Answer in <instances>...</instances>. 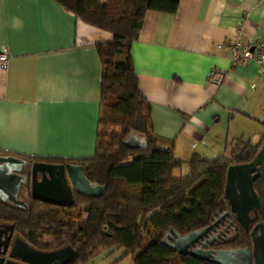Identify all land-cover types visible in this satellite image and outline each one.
I'll use <instances>...</instances> for the list:
<instances>
[{
    "label": "crops",
    "instance_id": "0c3cea01",
    "mask_svg": "<svg viewBox=\"0 0 264 264\" xmlns=\"http://www.w3.org/2000/svg\"><path fill=\"white\" fill-rule=\"evenodd\" d=\"M111 39L52 0H0V50L10 52L0 67V155H93L96 44ZM234 39L264 41V0H179L174 14H144L130 55L152 131L173 141L176 160L218 158L264 135V67L234 65L216 47ZM212 68L224 74L219 86L208 81Z\"/></svg>",
    "mask_w": 264,
    "mask_h": 264
},
{
    "label": "trees",
    "instance_id": "16d2710c",
    "mask_svg": "<svg viewBox=\"0 0 264 264\" xmlns=\"http://www.w3.org/2000/svg\"><path fill=\"white\" fill-rule=\"evenodd\" d=\"M84 23L112 35L96 44L101 63L94 152L83 159L20 158L32 162L80 165L85 178L105 188L98 198L73 193L69 207L30 199L27 210L0 201V224L10 225L34 249L68 246V264H84L99 248L123 249L133 264H213L162 244L171 231L185 235L204 229L225 204L227 168L250 162L264 143L237 141L226 155H192L176 160L173 141L156 135L150 104L138 88L130 47L138 38L144 14H174L179 0H52ZM132 137L131 147L124 142ZM185 167L184 176L173 177ZM264 219V165L252 183ZM47 237L49 240H45ZM242 231L230 247L248 246Z\"/></svg>",
    "mask_w": 264,
    "mask_h": 264
},
{
    "label": "water",
    "instance_id": "95a60500",
    "mask_svg": "<svg viewBox=\"0 0 264 264\" xmlns=\"http://www.w3.org/2000/svg\"><path fill=\"white\" fill-rule=\"evenodd\" d=\"M132 143L134 140L129 137L124 142V146L131 147ZM263 165L264 143L250 162L227 168L224 197L231 206V212L235 213L230 195L237 194L236 179L238 177L243 179L245 175L249 176L247 184L249 195L254 197L258 207V199L252 183L259 176ZM73 193L87 198H98L105 193V188L91 184L85 178L80 165L32 162L0 155V201L23 210H27L30 199L54 206L69 207L73 204ZM225 215L229 213L221 214L216 222L204 229L182 236L171 231L167 234L168 239L162 244L178 255H188L214 264H264V222L262 221L251 228L248 247L214 252L213 256H209V253L200 247L194 248L198 242L201 246H205L206 243L216 240L214 236L207 238V233ZM10 240L11 234H8L0 245V264H68L76 253L68 246L54 251H40L30 247L19 237ZM16 260L18 263L13 262Z\"/></svg>",
    "mask_w": 264,
    "mask_h": 264
},
{
    "label": "flooded vegetation",
    "instance_id": "af4514ba",
    "mask_svg": "<svg viewBox=\"0 0 264 264\" xmlns=\"http://www.w3.org/2000/svg\"><path fill=\"white\" fill-rule=\"evenodd\" d=\"M248 180H249L248 175H245L243 179H240V177L236 179L238 183L237 194L234 196L230 195L233 201L232 206L235 213L231 212V206L226 200L225 204L222 206V209L220 210V213L217 214L216 218H214V220L210 223L211 225L214 222H216V220L219 218L221 214L225 212L229 213V215H225V217L222 218V220H220L219 222H217V224L214 225V227L210 230V232L207 233L206 236L207 238L214 236L216 240L212 241L211 243H206L205 246H201V243L198 242L194 246V248L200 247L203 250L207 251L209 253L208 254L209 256H213L214 252L225 251L230 249L231 250L239 249L250 246L249 244L248 246H244V247H230L236 241V239L239 237L242 231L248 233L249 236L251 228L256 223L261 221L264 222V219H261L259 215V208L256 206L254 197L252 195H249L247 189ZM246 225L247 227H245ZM8 234H11L10 241H12L14 237H19L21 240L25 242L24 238L18 232H16L12 226L0 224V245L3 244L4 238L5 237L7 238ZM166 239H168V237H166ZM249 242H250V238H249ZM63 247L65 246L48 249V250H40V249L37 250L54 251L61 249ZM16 261L13 262L18 263V260ZM206 262L212 263L211 261H206Z\"/></svg>",
    "mask_w": 264,
    "mask_h": 264
},
{
    "label": "built area",
    "instance_id": "2783aa9c",
    "mask_svg": "<svg viewBox=\"0 0 264 264\" xmlns=\"http://www.w3.org/2000/svg\"><path fill=\"white\" fill-rule=\"evenodd\" d=\"M242 28L238 29V35L241 34ZM225 47L230 52V60L234 65H241L248 62H254L257 65L264 67V41H258L253 47H244L238 39L229 41L224 44H218L216 47ZM10 52L7 48L0 50V67H4ZM208 81L216 86H219L223 80L224 74L218 69L212 68L208 72Z\"/></svg>",
    "mask_w": 264,
    "mask_h": 264
},
{
    "label": "rangeland",
    "instance_id": "374dc122",
    "mask_svg": "<svg viewBox=\"0 0 264 264\" xmlns=\"http://www.w3.org/2000/svg\"><path fill=\"white\" fill-rule=\"evenodd\" d=\"M185 172V167L181 168V170H175L173 177L179 178L180 176H184ZM45 240L49 239L45 237ZM123 254V249H117L115 247L99 248L84 264H133V255L129 254L127 256H123Z\"/></svg>",
    "mask_w": 264,
    "mask_h": 264
}]
</instances>
